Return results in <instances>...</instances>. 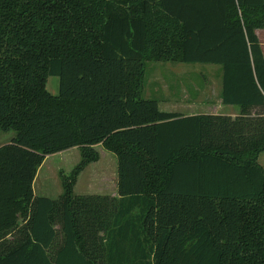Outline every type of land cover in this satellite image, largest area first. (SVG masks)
Instances as JSON below:
<instances>
[{
    "label": "trees",
    "instance_id": "obj_1",
    "mask_svg": "<svg viewBox=\"0 0 264 264\" xmlns=\"http://www.w3.org/2000/svg\"><path fill=\"white\" fill-rule=\"evenodd\" d=\"M263 26L264 0H0V264H264ZM149 59L220 66L239 114L160 111ZM95 145L115 196L73 192ZM73 147L62 193L35 196Z\"/></svg>",
    "mask_w": 264,
    "mask_h": 264
},
{
    "label": "rangeland",
    "instance_id": "obj_2",
    "mask_svg": "<svg viewBox=\"0 0 264 264\" xmlns=\"http://www.w3.org/2000/svg\"><path fill=\"white\" fill-rule=\"evenodd\" d=\"M259 39L264 52V26L260 28ZM220 66L213 64L169 62L164 60H148L144 76L143 97L158 101L160 111L180 114H216L233 113L236 106H222ZM59 80L57 76H49L46 90L58 95ZM234 108V109H233ZM239 114V110H238ZM230 116V115H229ZM13 132H0V145L9 141ZM97 159L89 162L79 173L75 181L76 194L101 192L109 195L114 191L116 183V157L101 145L93 147ZM80 151L73 147L69 151L46 156L36 177L38 195H57L62 193L61 174H69L80 161ZM257 163L264 170V152L257 156ZM58 227V226H57Z\"/></svg>",
    "mask_w": 264,
    "mask_h": 264
},
{
    "label": "crops",
    "instance_id": "obj_3",
    "mask_svg": "<svg viewBox=\"0 0 264 264\" xmlns=\"http://www.w3.org/2000/svg\"><path fill=\"white\" fill-rule=\"evenodd\" d=\"M259 30H260V29H257V30H256V34H257L258 38H259V34H258ZM259 40H260V39H259ZM260 43H261V47H262V42L260 41ZM262 50H263V47H262ZM220 103H221V101H220ZM221 105H222V106H227V105H224V104H222V103H221ZM229 106H230V105H229ZM237 108H238V107H237ZM233 109H234V108H233ZM238 110H239V109H238ZM238 110H237L236 112H233V113H216V114L236 116V115H238ZM94 147H95V146H94ZM70 149H72V148H70ZM70 149H67V150H65V151H69ZM65 151H61V152H58V153L60 154V153L65 152ZM41 165H42V164H41ZM41 165H40V167H41ZM40 167H39V168H40ZM39 168H38V169H39ZM116 168H117V167H116ZM37 173H38V170H37ZM37 173H36V176H35L34 181H33V184H32L34 195H35V196H47V197H50V198L56 199V198L61 194V192L58 191V194L55 195V196L50 195V194H49V195H38V194L36 193V189L39 190V191L41 190V188H42L43 191L48 189V188H43V187L36 188L35 182H36ZM116 179H117V177H116ZM74 187H75V185H74ZM74 187H73V192L75 191V188H74ZM47 191H48V190H47ZM75 194H76V193H75ZM86 194H100V195H104V193H101V192H87ZM109 195H111V196H115V195H116V183H115L114 191H113L112 193H110ZM20 225H22V224H20Z\"/></svg>",
    "mask_w": 264,
    "mask_h": 264
}]
</instances>
